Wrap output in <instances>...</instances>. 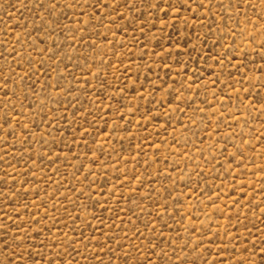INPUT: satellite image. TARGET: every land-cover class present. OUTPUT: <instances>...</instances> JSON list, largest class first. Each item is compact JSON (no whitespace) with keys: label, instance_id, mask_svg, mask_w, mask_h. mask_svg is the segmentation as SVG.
Here are the masks:
<instances>
[{"label":"rangeland","instance_id":"1","mask_svg":"<svg viewBox=\"0 0 264 264\" xmlns=\"http://www.w3.org/2000/svg\"><path fill=\"white\" fill-rule=\"evenodd\" d=\"M0 53V264H264V0H0Z\"/></svg>","mask_w":264,"mask_h":264},{"label":"snow or ice","instance_id":"2","mask_svg":"<svg viewBox=\"0 0 264 264\" xmlns=\"http://www.w3.org/2000/svg\"><path fill=\"white\" fill-rule=\"evenodd\" d=\"M50 7L55 8V4L50 5ZM0 55H2V53H0ZM5 95H7V93ZM5 243H7V242H5ZM165 255H167V253H165ZM53 264H55V262H53Z\"/></svg>","mask_w":264,"mask_h":264}]
</instances>
